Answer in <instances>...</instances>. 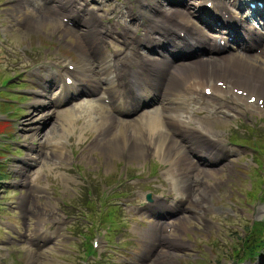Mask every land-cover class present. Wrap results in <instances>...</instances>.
Returning <instances> with one entry per match:
<instances>
[{
    "label": "rangeland",
    "instance_id": "1",
    "mask_svg": "<svg viewBox=\"0 0 264 264\" xmlns=\"http://www.w3.org/2000/svg\"><path fill=\"white\" fill-rule=\"evenodd\" d=\"M32 2L0 0V264H237L235 253L242 246L255 240L264 245V114L230 121L229 148L241 155L204 179L217 188L199 217L165 209L176 217L156 219L166 223V238L161 233L155 245L148 243L147 232L156 220L146 218L143 209L154 198L168 205L178 195L165 161L150 150L144 158L113 157L105 146L114 136L106 137L103 145L94 142L107 120L89 122L85 102L76 104L79 109L41 107L34 119L51 116L42 127L44 134L30 142L23 138L32 92L40 83L25 67L51 58L65 69L66 62L78 60L73 32L52 19L39 30L30 26L43 14L51 16ZM86 2L92 7L93 2ZM130 120L116 122L110 132L117 136L124 126L133 129L136 122L128 124ZM52 127L55 132L48 133ZM128 139L135 144L132 136ZM28 154L36 161H25ZM85 242L94 255H88ZM242 259V264H264V246Z\"/></svg>",
    "mask_w": 264,
    "mask_h": 264
},
{
    "label": "bare ground",
    "instance_id": "2",
    "mask_svg": "<svg viewBox=\"0 0 264 264\" xmlns=\"http://www.w3.org/2000/svg\"><path fill=\"white\" fill-rule=\"evenodd\" d=\"M31 1L38 9L51 13V16L47 18L43 14L45 18L30 22V26L39 30L42 25H47V19H52L64 30L73 32L77 38L74 40L73 50L77 53L78 60L72 61V71L66 69V66L63 69L55 65L58 73L54 71L50 73L51 78L45 79L52 80L48 87L43 82L37 83L38 90L32 92L34 99L29 103L31 108L27 122L23 124V138L30 142L44 134L42 127L51 116L44 115L37 117L38 120L34 119L41 107L47 104L57 107L64 101H72L67 105L74 109L73 105L85 102L88 108L84 116H87L89 122L104 118L107 120L102 128L98 127L94 142H102L103 145L106 137L114 136L111 139L114 142L111 144L107 141L109 146L105 148L115 158L131 155L142 158L145 156L144 152L150 150L168 164L166 174L170 178H167L173 181L172 185L178 194L165 209L182 214L190 213L191 218L199 217L200 211L206 207V199L217 188L216 183L206 184L204 179L211 171V174H217L216 171L233 164L236 159L233 156L241 155L239 150L225 145L231 130L230 121L240 117L251 119L254 112L264 114V108L258 105L259 100L264 101V32H258L246 23L249 17L264 20V9H254L249 17L243 19L244 4L241 0H201L195 6L187 0H166V4L158 3L159 0L138 1L137 8H142L143 5L148 7L150 15L147 18L150 24L162 23L163 26L154 29L148 25L141 40H137L127 29V36L132 38L128 39L129 51L138 52L146 45L178 53V56L172 55L176 57L174 59L146 55L147 60L127 54L119 58L102 49H98V53L95 51L94 30L108 16L119 11L111 7L115 1L121 0H102L100 8H94L95 10L88 9L77 0ZM205 2L210 3V11L203 8ZM18 3H23V0H18ZM110 8L113 13H110ZM124 9L125 12H120L115 18L118 23L120 19L125 21L128 28L125 16L130 23L135 18L127 15L128 9ZM62 19H66V22H62ZM261 30H264V25ZM70 34L66 32L65 36L69 38ZM221 34H227L235 40V43H231L234 51L225 52L224 47L229 45L228 37ZM97 35L103 48L104 39L100 34ZM217 39L224 40L223 45L217 44ZM84 41H88L87 46ZM201 50L206 51L207 55L200 56ZM112 51H115L114 46ZM147 65L151 69H147ZM202 72L204 75L197 76ZM225 72L231 75H226V78ZM191 73L194 75L190 76ZM64 75V81L72 79L71 85H60V77ZM218 81H222L221 86L217 85ZM54 87L59 90L57 97L46 101L44 97ZM206 87L210 88L209 95H204ZM238 90L242 93L238 94ZM246 95L248 97L245 98ZM252 96L257 97V100L248 103L247 100ZM82 97L85 98L78 101ZM194 104L198 106L194 107ZM143 106L148 108L139 111ZM91 113L95 119L91 117ZM200 115L202 117L198 119ZM124 116H137L130 118L128 124L131 121L136 123L133 129L132 125L118 129L116 136L110 131L115 129L116 122L126 123ZM194 123L200 124V127H192ZM216 128L224 133H218ZM51 131L55 132V128L52 127L48 133ZM128 136H132L134 145L129 143ZM27 147L30 153L31 147ZM34 160L28 154L25 161ZM158 201L163 200L158 198ZM53 208L49 209L51 213ZM150 211L151 207L147 208V212ZM147 217L152 218V213ZM188 218L185 216L184 220ZM165 225V222L156 220L150 227L147 232L150 245L156 244L155 240L160 238L161 233L163 239L166 238Z\"/></svg>",
    "mask_w": 264,
    "mask_h": 264
},
{
    "label": "trees",
    "instance_id": "3",
    "mask_svg": "<svg viewBox=\"0 0 264 264\" xmlns=\"http://www.w3.org/2000/svg\"><path fill=\"white\" fill-rule=\"evenodd\" d=\"M1 177L2 176L0 175V179ZM257 226H260V225H257ZM263 246L264 245L261 242L255 240V241H252V243H249L245 247L242 246L241 253L238 252V253H235V255L237 258H243L244 256L253 255L254 252H257Z\"/></svg>",
    "mask_w": 264,
    "mask_h": 264
}]
</instances>
